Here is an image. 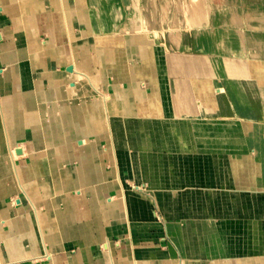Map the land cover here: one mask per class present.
I'll list each match as a JSON object with an SVG mask.
<instances>
[{"label":"crops","instance_id":"obj_1","mask_svg":"<svg viewBox=\"0 0 264 264\" xmlns=\"http://www.w3.org/2000/svg\"><path fill=\"white\" fill-rule=\"evenodd\" d=\"M239 51L0 0V264H264V56Z\"/></svg>","mask_w":264,"mask_h":264},{"label":"bare ground","instance_id":"obj_2","mask_svg":"<svg viewBox=\"0 0 264 264\" xmlns=\"http://www.w3.org/2000/svg\"><path fill=\"white\" fill-rule=\"evenodd\" d=\"M88 2L90 26L96 32L148 33L169 50L219 54L232 44L243 56H264V0H163L168 18L158 16L156 0L133 1L128 16L119 1Z\"/></svg>","mask_w":264,"mask_h":264},{"label":"rangeland","instance_id":"obj_3","mask_svg":"<svg viewBox=\"0 0 264 264\" xmlns=\"http://www.w3.org/2000/svg\"><path fill=\"white\" fill-rule=\"evenodd\" d=\"M118 1H119V3L121 4V9H122V11H124L125 10V14L128 16L129 14L128 13H126V11H128L129 9H131L132 7H134V6H132V4H133V1H136V0H114V2H117L118 3ZM157 1V3H158V8L160 9V13L158 14V16L159 17H164V18H168V13H167V11H166V6H165V4L162 2L163 0H156ZM126 3V4H125ZM162 3V4H161ZM163 7H164V9H163ZM127 8V9H126ZM162 8V9H161ZM161 11H162V13H163V15H162V13H161ZM158 23H159V26H161V20H158ZM176 25V22L174 21L173 22V26H175Z\"/></svg>","mask_w":264,"mask_h":264},{"label":"water","instance_id":"obj_4","mask_svg":"<svg viewBox=\"0 0 264 264\" xmlns=\"http://www.w3.org/2000/svg\"><path fill=\"white\" fill-rule=\"evenodd\" d=\"M72 69H73V68H72L71 66L68 68L69 71H72Z\"/></svg>","mask_w":264,"mask_h":264}]
</instances>
